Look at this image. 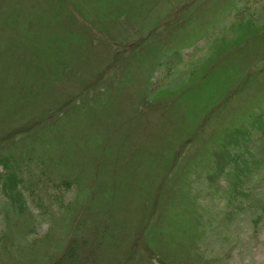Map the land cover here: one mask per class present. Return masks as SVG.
Wrapping results in <instances>:
<instances>
[{
    "label": "rangeland",
    "instance_id": "374dc122",
    "mask_svg": "<svg viewBox=\"0 0 264 264\" xmlns=\"http://www.w3.org/2000/svg\"><path fill=\"white\" fill-rule=\"evenodd\" d=\"M238 1L0 0V264H264V0Z\"/></svg>",
    "mask_w": 264,
    "mask_h": 264
},
{
    "label": "trees",
    "instance_id": "16d2710c",
    "mask_svg": "<svg viewBox=\"0 0 264 264\" xmlns=\"http://www.w3.org/2000/svg\"><path fill=\"white\" fill-rule=\"evenodd\" d=\"M253 4V0H248V1H238L236 4L234 3L233 4V7H232V12H229V15H228V17L230 18V19H238V16H239V14H241V11H242V8L243 7H248V6H250V5H252ZM4 5V4H3ZM3 5H1V3H0V7H2ZM9 11H7V13H5V11L3 10V13H0V14H3L4 16L2 17V18H4V17H6V18H8V16H10L11 14H9L8 13ZM224 17V16H223ZM1 21V20H0ZM235 21V20H234ZM225 23H226V21H222V20H220V22L218 23V26L219 27H221V25H222V28H223V26H225ZM234 23V22H233ZM171 56V55H170ZM176 55H174V56H172V58H174ZM178 56V55H177ZM238 153H240V152H238ZM237 153V154H238ZM28 155H26V153H25V151L24 152H22L21 153V155L19 156L20 157V159H18L17 161H19V162H17L15 159H13V162H15L14 164L15 165H17V167H21L22 165H23V162L24 161H27V157ZM30 156L33 158V159H37L38 157H36V156H34V154L33 153H30ZM238 156H239V154H238ZM16 157V156H15ZM242 157V155H240L239 156V158H241ZM19 164L21 165V166H19ZM251 166L254 168L255 167V164H254V162H252V164H251ZM3 167H4V169L3 170H0V186L2 185V184H4L5 183V181H6V183H5V187L6 188H12V176L11 175H7L8 174V168H9V166H5V164H3ZM20 172H22L23 173V171H21L20 170ZM24 173H25V171H24ZM29 174V173H28ZM39 175H41V173L39 174ZM14 181L15 182H17V179H14ZM2 183V184H1ZM64 184V187L63 188H65V189H69V188H71V185L69 184V183H63ZM1 189L2 188H0V192H1ZM234 191H235V189L234 188H231L230 190H229V198H231L233 195H234ZM17 197H18V195H17ZM62 203L63 202H61L60 204H61V206H62ZM1 238H2V236L0 235V240H1Z\"/></svg>",
    "mask_w": 264,
    "mask_h": 264
}]
</instances>
